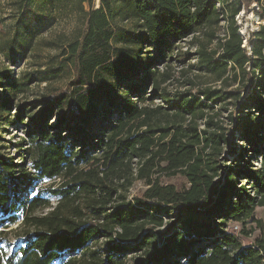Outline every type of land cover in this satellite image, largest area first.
<instances>
[{
    "label": "trees",
    "instance_id": "trees-1",
    "mask_svg": "<svg viewBox=\"0 0 264 264\" xmlns=\"http://www.w3.org/2000/svg\"><path fill=\"white\" fill-rule=\"evenodd\" d=\"M242 1H7L9 63L34 46L31 22L78 27L48 41L41 77L0 68V129L23 128L14 153L0 136V236L20 221L0 264H264V5L242 46ZM189 37L193 63L178 46ZM38 81L46 92L23 100Z\"/></svg>",
    "mask_w": 264,
    "mask_h": 264
},
{
    "label": "rangeland",
    "instance_id": "rangeland-1",
    "mask_svg": "<svg viewBox=\"0 0 264 264\" xmlns=\"http://www.w3.org/2000/svg\"><path fill=\"white\" fill-rule=\"evenodd\" d=\"M7 1L9 0H0V14L2 17H6L10 13V6L7 5ZM241 5L240 11L235 15V24L237 25L238 29L237 32L242 38V46L247 45V39L249 38L250 33L253 31H256L261 23L258 11L262 8L264 5V0H243ZM97 1L95 0V5ZM97 6V5H96ZM218 6V5H216ZM4 29L6 32L11 34L13 31V28L15 27L14 22L12 19H5L2 23ZM78 27V24L74 23V21L69 16H61L60 18H57L54 22L48 23L46 25H37L33 22H31L28 25V29H30L33 32L32 42L33 45L31 48L26 49L24 46H16V55H15V62L9 63L6 61V59L0 55V68L1 67H7L10 71L13 77L19 76L24 71H31L34 73V75H38L39 77L42 76V74H37L38 71H41L43 69V63L47 60L48 57L54 55L56 53V50L48 47V41L50 39H53L56 35L59 33H71L74 28ZM216 29V35L218 37H222L223 34L226 31V22L224 20H220L218 23ZM19 31H23L21 27L19 28ZM199 34V33H198ZM24 36V35H23ZM24 40V39H23ZM192 38L189 37L185 39L184 41L180 42L178 44L179 50L181 51H187L189 53V57H191L190 62H195V58L193 57L192 53L195 51V44H192ZM217 45V38L214 39V41L210 44V47H214ZM176 72L180 69L179 66H176ZM176 76L178 74L176 73ZM68 80V76L62 75L56 78L49 79L48 84H50L49 88L59 87L62 88L66 85V82ZM175 84V83H174ZM211 84H214L211 83ZM45 82L38 81L34 83L30 90L26 93V95L22 98L23 100H31L35 97H40L43 93L46 92L45 88ZM176 85V84H175ZM158 99H155L154 102H158ZM40 108H37L34 110V113H37ZM55 121L54 119L51 120V123L53 124ZM0 136L3 138V145H4V153L11 154L14 153L15 150L13 148L14 143L18 140L19 137L23 136V128L21 126L17 127H1L0 129ZM259 163V159H258ZM164 181H167L172 184L181 183L184 181L182 177H172L168 179H164ZM51 184V181L44 180L40 183L41 186H47ZM145 186L141 181H136L132 185V187L129 190V196H133L137 194L139 191L143 190ZM33 194V193H32ZM52 205L55 204V200H51ZM47 209L43 210L46 211ZM40 212V211H39ZM38 212V213H39ZM253 217L257 219H262L264 222V207H256L253 212ZM164 221H168V218L165 216ZM19 222L11 225L10 227L5 229L6 235H1L0 237H3L7 240H9L12 244L16 243V240L18 238L19 233ZM167 227V224H164L162 227L158 228L157 232L158 235L165 230ZM256 233V231L254 232ZM253 233V234H254ZM252 234V235H253ZM252 237H245L242 236L241 239L245 244H248L251 242Z\"/></svg>",
    "mask_w": 264,
    "mask_h": 264
},
{
    "label": "built area",
    "instance_id": "built-area-1",
    "mask_svg": "<svg viewBox=\"0 0 264 264\" xmlns=\"http://www.w3.org/2000/svg\"><path fill=\"white\" fill-rule=\"evenodd\" d=\"M228 230L235 234H238L240 231V226L237 223H231L228 226Z\"/></svg>",
    "mask_w": 264,
    "mask_h": 264
},
{
    "label": "water",
    "instance_id": "water-1",
    "mask_svg": "<svg viewBox=\"0 0 264 264\" xmlns=\"http://www.w3.org/2000/svg\"><path fill=\"white\" fill-rule=\"evenodd\" d=\"M99 6V0H98V4H97V6L96 7H98Z\"/></svg>",
    "mask_w": 264,
    "mask_h": 264
},
{
    "label": "bare ground",
    "instance_id": "bare-ground-1",
    "mask_svg": "<svg viewBox=\"0 0 264 264\" xmlns=\"http://www.w3.org/2000/svg\"><path fill=\"white\" fill-rule=\"evenodd\" d=\"M97 1V3H96V5L98 4V0H96Z\"/></svg>",
    "mask_w": 264,
    "mask_h": 264
}]
</instances>
